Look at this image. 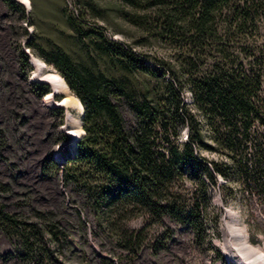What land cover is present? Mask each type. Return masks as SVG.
I'll return each mask as SVG.
<instances>
[{"label":"trees","instance_id":"16d2710c","mask_svg":"<svg viewBox=\"0 0 264 264\" xmlns=\"http://www.w3.org/2000/svg\"><path fill=\"white\" fill-rule=\"evenodd\" d=\"M4 1L11 9L23 8L17 0ZM118 1L132 9L120 13L141 32L139 42L163 47L165 57L150 56L154 63L107 60L104 68L97 57L90 62L66 53L43 57L85 109V134L62 162L63 184L83 195L95 237L113 242L111 254L134 258L146 248L148 225L130 230L132 220L169 217L189 222L203 236L201 206L217 176L239 179L250 198L264 204V0ZM106 42L109 48L97 43L104 59L129 50L124 43ZM185 128L189 135L183 140ZM203 151L226 155L234 164L209 160ZM57 163L50 159L44 170ZM188 179L202 199L184 197ZM5 190L0 184V193ZM225 190L234 197L231 185ZM33 215L35 220L8 213L0 202V229L16 241L20 260L73 264L65 248L74 249L68 230L53 214ZM175 232L169 229L171 238ZM8 258L0 254V264Z\"/></svg>","mask_w":264,"mask_h":264},{"label":"rangeland","instance_id":"374dc122","mask_svg":"<svg viewBox=\"0 0 264 264\" xmlns=\"http://www.w3.org/2000/svg\"><path fill=\"white\" fill-rule=\"evenodd\" d=\"M22 6V9H11L0 0V184L6 187L0 193V202L5 211L25 215L30 220H35L36 211L55 215L69 232L66 239L74 242V249L71 244L65 247L73 264L115 261L120 264H241L227 244L229 241L235 243L231 234L233 224L246 232L253 246L264 251V204L257 197L250 198L239 179L226 180L217 176V185H209L206 203L203 202L205 206H201L205 216L203 236L196 235L189 222L169 217L151 223L136 219L126 228L140 230L148 225L146 248L134 258L125 253L111 254L113 242L95 237L93 212L85 205L83 195L72 187H65L62 180L63 159L66 154L74 153L85 130L81 138L73 142L63 130L67 109L47 107L43 103L45 95L41 91L51 90V87L31 79L32 55L44 61L43 56L60 53L86 62L97 57L100 67L104 68L107 60L109 63L116 60L130 63L129 59L142 58L154 63L150 56L165 57L166 49L139 42L141 32L120 13V10L132 9L118 0H31L30 7L24 3ZM108 39L124 43L129 50L118 57L115 56L118 52H112L104 59L106 52L97 43L102 41L104 47L109 48ZM49 66L58 71L55 65ZM71 92L77 96L72 89ZM63 97L61 93L55 95L56 100ZM184 97L192 104L189 91ZM70 110L83 126L85 109L83 112L77 108ZM193 111L201 117L195 108ZM188 135L185 128L183 140ZM202 153L209 160L233 163L220 153ZM50 159L58 162L57 166L45 171L44 166ZM185 183L183 195L186 199H202L194 181L188 179ZM226 185L233 187L234 197H228ZM81 216L91 224L90 237ZM169 229L176 231L174 238L170 237ZM6 235L0 229V254L9 256L6 264L22 261L17 247H12ZM154 245L167 248L156 252L151 249Z\"/></svg>","mask_w":264,"mask_h":264},{"label":"bare ground","instance_id":"6f19581e","mask_svg":"<svg viewBox=\"0 0 264 264\" xmlns=\"http://www.w3.org/2000/svg\"><path fill=\"white\" fill-rule=\"evenodd\" d=\"M21 2L29 7L31 6V0H21ZM32 65L34 70L31 79L46 83L51 87V92L44 97L43 103L47 107L57 106L67 109L66 125L63 130L67 132L73 142H76V140L81 138L84 128L82 122L70 109L77 108L83 112L84 106L81 100L72 94L65 78L58 71L53 70L44 60L32 55ZM58 93L64 96L61 100H56L55 98ZM59 158L61 159V156ZM231 228L232 239L235 240V243L227 242L231 250H234V252L230 251L231 254L239 257L241 264H264V251L249 242L248 235L241 227L233 224Z\"/></svg>","mask_w":264,"mask_h":264},{"label":"built area","instance_id":"2783aa9c","mask_svg":"<svg viewBox=\"0 0 264 264\" xmlns=\"http://www.w3.org/2000/svg\"><path fill=\"white\" fill-rule=\"evenodd\" d=\"M82 215H83V213H82ZM84 216V215H83ZM84 219V223H85V225L87 226V228H88V233H89V237H90V231H91V224L90 223H88L86 220H85V218H83ZM101 241H102V239H100ZM12 242H10V244H13L12 245V247H18V246H16V245H14L15 243H16V241L13 239V240H11ZM89 241V240H88ZM49 247V246H48ZM97 251V250H96ZM119 253H121V252H119ZM84 255V254H83ZM88 256V255H87ZM84 257V256H83ZM63 261H64V258H63ZM12 263H14V264H27V261H11ZM115 264H120L121 262L120 261H115L114 262ZM123 264H124V262H123Z\"/></svg>","mask_w":264,"mask_h":264},{"label":"water","instance_id":"95a60500","mask_svg":"<svg viewBox=\"0 0 264 264\" xmlns=\"http://www.w3.org/2000/svg\"><path fill=\"white\" fill-rule=\"evenodd\" d=\"M19 3L23 4L20 0H17ZM53 95V94H52Z\"/></svg>","mask_w":264,"mask_h":264}]
</instances>
